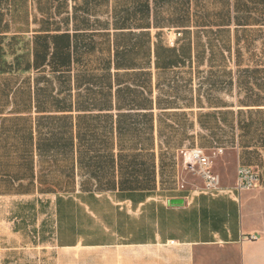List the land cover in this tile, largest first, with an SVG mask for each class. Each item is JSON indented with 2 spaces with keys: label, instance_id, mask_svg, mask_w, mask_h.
<instances>
[{
  "label": "crops",
  "instance_id": "obj_1",
  "mask_svg": "<svg viewBox=\"0 0 264 264\" xmlns=\"http://www.w3.org/2000/svg\"><path fill=\"white\" fill-rule=\"evenodd\" d=\"M167 32L181 33L175 47ZM207 32L216 54L197 56ZM120 37L134 38L135 63L115 61ZM105 73L111 94L84 98L82 80ZM116 76L140 90L118 96ZM128 97L149 102L117 109ZM90 113L150 117L152 189L82 190L78 146L61 142ZM171 147L214 155L218 190L186 189L179 154L168 189ZM239 166L258 187L235 191ZM253 242L264 245V0H0V264H206V250Z\"/></svg>",
  "mask_w": 264,
  "mask_h": 264
},
{
  "label": "trees",
  "instance_id": "obj_2",
  "mask_svg": "<svg viewBox=\"0 0 264 264\" xmlns=\"http://www.w3.org/2000/svg\"><path fill=\"white\" fill-rule=\"evenodd\" d=\"M178 34L181 36V33ZM206 37L207 48L203 47L197 50V56L205 55L206 51L209 56H215L216 54L214 32H207ZM120 44L124 46L122 49H120ZM114 46L116 47L115 61L118 64H121V62L135 63L136 51L133 37L115 38ZM175 46L174 42L171 47ZM187 53L188 51L182 54L176 53L174 49H164L162 58H182L187 56ZM115 78V94L117 95L131 96L137 94L140 90V87H138L140 85L136 84L138 80L140 81L138 77L130 83L133 86L129 85L130 78L128 80H124L120 76ZM123 82H125V85L121 86ZM145 82H149L148 78L144 79V84ZM81 83L84 86L82 88L84 98L93 96L96 91L104 97L111 94L112 83L108 73L97 80H82ZM93 87H98V90ZM50 90H52V85L43 87L37 94L38 98L48 96ZM148 102V99L140 103V101H131L129 97L128 100L118 98L116 108L121 109L130 105L138 109V107H146ZM84 107L90 109L89 103H84ZM94 107H97V105H94ZM149 120L150 117L146 118L139 114L131 116L122 114L113 119L110 113L84 114L78 119L75 136L70 132L68 137H63L61 143L65 147L69 146L71 150L74 145L78 146V158L81 165H85V174H87L86 180L81 185L82 190L109 192L114 191L116 186L123 192L152 189L155 159L152 151V133L150 130H146L150 129V126L142 125L145 122L149 123ZM67 125L70 127V122H67ZM160 154L159 151V156ZM116 169L118 174L115 173ZM93 201L96 202V198Z\"/></svg>",
  "mask_w": 264,
  "mask_h": 264
},
{
  "label": "rangeland",
  "instance_id": "obj_3",
  "mask_svg": "<svg viewBox=\"0 0 264 264\" xmlns=\"http://www.w3.org/2000/svg\"><path fill=\"white\" fill-rule=\"evenodd\" d=\"M170 38L175 39L176 35L172 32H167V34L164 36L165 43ZM212 94L213 95L210 96V99H217V91L212 92ZM177 154L182 155V164L179 167L180 182L183 183L186 189H188V187L201 186L202 182L200 181V178L193 175L190 171H188V169H186V164H184L185 155L180 152H173V147H171L167 148L165 150V154L161 155L163 157V171L166 174L165 180L167 181L166 185L168 189L171 190L172 188H176L174 182L176 181L175 176L177 175ZM172 193H176V191H172L171 194ZM255 239H253V241H255ZM248 247L249 249L244 254L238 249H222L220 254H212L206 250L204 258L208 260L206 264H264V245L261 246L259 243L253 242V244L249 245Z\"/></svg>",
  "mask_w": 264,
  "mask_h": 264
},
{
  "label": "built area",
  "instance_id": "obj_4",
  "mask_svg": "<svg viewBox=\"0 0 264 264\" xmlns=\"http://www.w3.org/2000/svg\"><path fill=\"white\" fill-rule=\"evenodd\" d=\"M175 35L176 37L180 36L178 33ZM174 42L175 39L170 38L168 39L167 44L173 45ZM221 151L222 150L218 148L216 153L219 154ZM184 155V164H186V169H188V171H190L193 175L200 178L205 190L211 192L218 190L220 178L212 168L214 155L206 154L199 148L189 149L186 153H184ZM237 169V177L234 184L235 191H247L259 186V174L257 169L248 166H239ZM255 238V235H251L248 237V240L253 241Z\"/></svg>",
  "mask_w": 264,
  "mask_h": 264
}]
</instances>
